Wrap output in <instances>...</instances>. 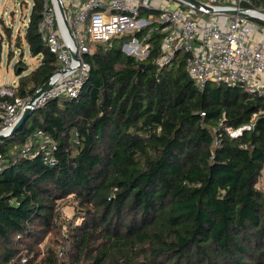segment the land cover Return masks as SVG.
Masks as SVG:
<instances>
[{"label":"trees","instance_id":"1","mask_svg":"<svg viewBox=\"0 0 264 264\" xmlns=\"http://www.w3.org/2000/svg\"><path fill=\"white\" fill-rule=\"evenodd\" d=\"M43 8L33 0L25 39L40 64L18 72L19 96L57 66L38 30ZM131 36L87 57L78 97L48 102L0 139V264H264V114L237 137L227 130L248 124L264 98L239 86L200 89L184 53L159 65L162 33L149 36L145 59L123 50ZM39 129L58 144L54 166L21 154ZM67 199L71 249L60 261Z\"/></svg>","mask_w":264,"mask_h":264},{"label":"built area","instance_id":"2","mask_svg":"<svg viewBox=\"0 0 264 264\" xmlns=\"http://www.w3.org/2000/svg\"><path fill=\"white\" fill-rule=\"evenodd\" d=\"M196 1L198 5L187 0H159L154 4L149 0H44L38 30L43 44L57 61L48 80L50 88L34 98L41 86L34 92L29 88L25 96L17 95L18 84L0 86V130L10 131L28 107L39 109L54 99L78 97L91 70L87 57L97 48H110L116 39L130 34L132 40L123 46L128 55L135 56L143 46L149 54L148 38L158 31L162 33V53L158 59L161 67L172 63L182 52L186 55V69L200 89L209 83L239 86L264 98V25L260 24L264 23V3ZM146 28L145 35H136ZM260 114H264V106L253 113L248 124L227 130L237 137L252 129ZM74 141L79 143L78 132ZM218 143L219 139L215 141ZM57 150V142L39 129L28 137L21 154L40 155L44 163L54 166L58 163ZM5 167L0 149V173ZM59 212L61 215V209ZM63 229L60 261L68 259L71 249L68 229ZM27 260V254L22 253V263Z\"/></svg>","mask_w":264,"mask_h":264},{"label":"rangeland","instance_id":"3","mask_svg":"<svg viewBox=\"0 0 264 264\" xmlns=\"http://www.w3.org/2000/svg\"><path fill=\"white\" fill-rule=\"evenodd\" d=\"M159 0H149L152 4ZM206 2V0H201ZM33 7V0H0V86L5 84L17 85L19 83L18 69L23 71L22 75L28 74L40 64V56H33L28 42L25 39L26 30L30 21ZM260 24L264 25L263 22ZM11 30V39L8 30ZM132 40H125L128 43ZM123 44V46H124ZM142 45V44H141ZM139 59H145L148 54L144 51V46L139 47L136 55ZM24 61V63H22ZM19 65L17 68L16 65ZM259 186L264 190V173L260 178ZM73 202L70 199L62 201L60 208L61 234L63 227H67L74 216ZM63 237V235H62ZM46 242H43V247ZM64 243L62 239L61 245ZM60 245V247H61ZM64 259L61 261H68Z\"/></svg>","mask_w":264,"mask_h":264},{"label":"water","instance_id":"4","mask_svg":"<svg viewBox=\"0 0 264 264\" xmlns=\"http://www.w3.org/2000/svg\"><path fill=\"white\" fill-rule=\"evenodd\" d=\"M190 1L193 4H199L198 1L196 0H187ZM18 72H20V69H18ZM50 88V83L47 81L42 87L41 90L34 96V98L39 95L41 92L46 91L47 89ZM37 109H32V108H26L23 110L20 118L16 122L15 126L8 132H3L0 130V139H5L11 136L16 135V133L21 129V127L27 122V120L32 116V114L35 112Z\"/></svg>","mask_w":264,"mask_h":264},{"label":"crops","instance_id":"5","mask_svg":"<svg viewBox=\"0 0 264 264\" xmlns=\"http://www.w3.org/2000/svg\"><path fill=\"white\" fill-rule=\"evenodd\" d=\"M16 68V67H15Z\"/></svg>","mask_w":264,"mask_h":264}]
</instances>
